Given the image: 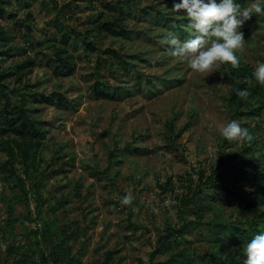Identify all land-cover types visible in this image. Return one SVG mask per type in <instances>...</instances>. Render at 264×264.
I'll return each mask as SVG.
<instances>
[{
    "label": "rangeland",
    "instance_id": "374dc122",
    "mask_svg": "<svg viewBox=\"0 0 264 264\" xmlns=\"http://www.w3.org/2000/svg\"><path fill=\"white\" fill-rule=\"evenodd\" d=\"M179 2L0 0V74L10 76L0 78V124L23 106L45 137L23 165L8 160L0 136V264H244L254 237L239 245L223 227L264 222V207L232 206L233 194L259 199L264 187V86L252 76L241 108L230 101V64L207 76L170 55L169 32L194 34L172 8ZM118 15L127 40L98 29ZM239 31V68L254 72L264 15ZM59 59L69 67L57 76ZM95 88L111 95L96 100ZM58 98L67 109L45 104ZM233 120L251 142L220 134ZM129 192L133 203L121 206Z\"/></svg>",
    "mask_w": 264,
    "mask_h": 264
},
{
    "label": "clouds",
    "instance_id": "9594fccd",
    "mask_svg": "<svg viewBox=\"0 0 264 264\" xmlns=\"http://www.w3.org/2000/svg\"><path fill=\"white\" fill-rule=\"evenodd\" d=\"M172 8L177 13H186L188 27L194 34L181 41L169 32L163 43L169 45L170 55L185 61L194 72L207 76L218 71L222 64L240 67L236 52L243 50L245 38L239 29L253 13L264 15V7L258 2L242 7L235 0H221L220 3L216 0H180ZM253 76L264 86V62H257ZM236 94L245 100L250 96L247 89H237ZM220 134L229 142H251L254 139L249 130L235 120L221 128ZM133 200L129 192L121 199V206H130ZM243 251L247 257L244 264H264V233L247 242Z\"/></svg>",
    "mask_w": 264,
    "mask_h": 264
},
{
    "label": "trees",
    "instance_id": "16d2710c",
    "mask_svg": "<svg viewBox=\"0 0 264 264\" xmlns=\"http://www.w3.org/2000/svg\"><path fill=\"white\" fill-rule=\"evenodd\" d=\"M107 10L110 13H118L119 15H121L120 10L118 11L116 7L108 6ZM119 15L113 21H106L104 22V24L99 25L98 29L102 33H106L110 36L120 38V40H127L128 38H130V32L125 29L123 20L120 18ZM85 47H87V49H90L91 52L94 51V48L91 46L90 43H85ZM114 57H116V55ZM58 61L60 62V64L55 67V74L57 76L62 75V73L69 67L63 61L61 62V59H59ZM111 65H113V63H111ZM34 66V63L29 61L21 64L19 67H17V70H22L21 72H24L26 70H30ZM232 73L235 75V78H237L238 83H235L233 87L232 94L230 95V101L235 103V105L239 104L238 107L242 108L244 106L243 103H239L240 101L238 103L235 102L236 99L239 98L236 94L237 89H247L250 92L255 91V87L251 86L250 83H247V81L252 79L253 72L251 69L248 68H235ZM0 78L8 79L10 78V76L8 74H0ZM94 92L96 100H106V97L111 95L109 90H103L99 88H95ZM45 104L52 105L57 109L62 110L68 108L67 102H63L61 98H58L56 102H50V100H48ZM10 116L11 120H4L3 124H0L2 125V128H0V136L2 138L1 145L5 151L8 160L14 161V159L17 158L22 161L23 165H26L28 160L34 162L37 157V154L43 147V142L45 141L44 135L35 130L34 121L32 120L31 115H29L28 111H26L23 106H13L12 113ZM243 178L247 180L249 177ZM208 180L209 182H212L213 178H210ZM210 184L212 185L213 190L219 194L230 193L226 188H219L214 185V183ZM260 193L261 196L259 199L252 197H238L236 194H233L235 196V199L232 202V206L237 209H244L245 212H251L256 208L264 207V187H262ZM263 225L264 222H262L261 219L254 220L252 218L244 221L241 227L237 228L233 226L232 229L223 227V229L225 231L227 230L230 235V238L234 239V241L240 245L246 242V240L255 237L258 234L264 233V229L262 228ZM8 254L11 255V251H9ZM65 255L68 254L66 253ZM23 263L28 264L26 258H23ZM231 264H237L235 262V259L231 261Z\"/></svg>",
    "mask_w": 264,
    "mask_h": 264
}]
</instances>
